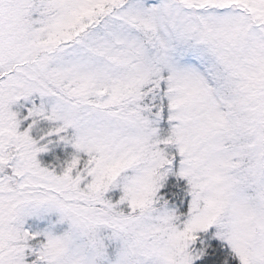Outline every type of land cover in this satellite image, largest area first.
I'll use <instances>...</instances> for the list:
<instances>
[{"label": "snow or ice", "instance_id": "6c2138e0", "mask_svg": "<svg viewBox=\"0 0 264 264\" xmlns=\"http://www.w3.org/2000/svg\"><path fill=\"white\" fill-rule=\"evenodd\" d=\"M0 264H264V0H0Z\"/></svg>", "mask_w": 264, "mask_h": 264}]
</instances>
